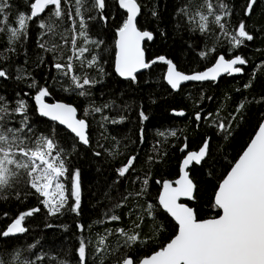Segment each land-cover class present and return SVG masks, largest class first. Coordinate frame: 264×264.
<instances>
[{
	"label": "trees",
	"instance_id": "trees-1",
	"mask_svg": "<svg viewBox=\"0 0 264 264\" xmlns=\"http://www.w3.org/2000/svg\"><path fill=\"white\" fill-rule=\"evenodd\" d=\"M31 2L33 0H10L9 26H15L17 15L27 12ZM139 2L143 7L137 18L138 27L154 33L153 40L144 42L146 61L164 56L172 60L178 70L190 73L211 65L220 54H225L226 58L240 55L248 61L243 66L244 71L235 76L223 75L217 82H190L181 85L177 91L165 82L167 64L160 61L136 74L135 81L119 77L114 70L115 39L126 14L119 9L116 0H107L103 12L95 9L87 12L82 8L89 39L103 41L99 47L91 43L83 44L82 38L77 41L78 46L83 44L92 49L91 53L85 54L87 59L92 54L100 57V64L92 69H81L79 62L74 61L77 75L87 72L98 81L92 86H85L90 95L82 97L78 95L80 89L74 88L70 76L52 66L57 62L55 56L62 54L66 58L71 54L70 45H63L61 38L66 35L70 39V32L66 29L71 27V21L66 15L63 20L57 21V34L49 33L43 39L41 36L45 30L38 27L39 20L30 21L27 37L14 45V52L9 51L12 46L8 43L7 31L0 32V68L7 69L9 73L7 78H0V97L10 102L11 108L16 106L17 99L25 100L33 133H54L60 146L68 151L66 163L69 174L61 180L67 188L69 204L74 203L70 197L71 172L79 169L81 180L79 214L65 209L61 214L50 216L40 203L43 197L30 187L28 177L23 173L11 188L0 191V229L20 213L41 208L40 212L26 218V233L0 238V259L5 264H24L37 255H45V260L36 264H55L52 257L77 264L81 238L91 242L87 249V264H101V261L103 264H116L117 259L123 258L129 251L139 250L142 257L159 249L177 230L174 220L158 204L161 184L164 180L176 178L185 152L198 149L205 140L209 141V156L205 162L189 168L197 191L195 199L187 203L198 211L202 219L216 214L212 207L217 186L264 118V0H257L253 13L247 17L243 14L246 0H223L230 5L232 12L226 17L228 30L235 32L243 19L246 29L254 35L252 41H245L236 49L230 47L228 37L217 25L210 24L209 30L201 33L180 12L187 6L194 13L202 0ZM91 3L92 0H86L85 7H90ZM62 6L65 12L71 9L74 13L75 0H68L66 5L62 0ZM153 10L157 13L155 17ZM41 16L47 19L46 14ZM88 16L94 19L88 20ZM102 17H107V20ZM45 42L49 46L55 43L62 47L56 53L45 51L39 47ZM202 51L208 53L207 58L199 55ZM100 66L103 73L98 71ZM33 79L40 86L49 88L51 95L45 98L47 102L62 101L77 108L78 116L86 119L89 125L88 145H83L66 128L39 114L34 99L37 89L30 87ZM246 84L251 86L246 88ZM241 103L245 106L237 111ZM104 105L109 107L104 108ZM95 107L103 110L94 112L92 109ZM86 108L91 112L88 116H84ZM141 111L148 117L147 120H142ZM179 111L185 114L177 115ZM197 112L201 115L199 121L195 119ZM105 116L109 119L105 120ZM120 117L124 119L120 121ZM21 119L13 113L7 117L6 126L16 127ZM112 119L119 122L111 123ZM220 122L228 126L227 131L220 130ZM173 131L175 136L171 135ZM185 144L187 149L181 151ZM97 152L99 156L95 154ZM130 157H136L134 165L129 173L120 177L117 169L125 166ZM145 178L149 181L147 186L143 183ZM145 188L146 194L136 195ZM117 204L122 206L116 207ZM148 204L156 206L155 220L146 211ZM5 213L8 215L5 216ZM112 214L119 215L120 220L111 221L109 217ZM139 218L143 219V224L137 231L144 242L138 241L127 249L125 238L115 230H131L133 222H139ZM79 225L84 226V231ZM157 225H163L162 230L156 231ZM108 232L112 234L107 237L106 251L97 254L98 239ZM33 244L35 248L29 250V245Z\"/></svg>",
	"mask_w": 264,
	"mask_h": 264
},
{
	"label": "snow or ice",
	"instance_id": "snow-or-ice-1",
	"mask_svg": "<svg viewBox=\"0 0 264 264\" xmlns=\"http://www.w3.org/2000/svg\"><path fill=\"white\" fill-rule=\"evenodd\" d=\"M68 0H63L67 4ZM119 9L125 10L127 15L122 20L117 29L118 39L116 40L115 71L125 78L136 80V74L142 69H148L157 61L167 64L166 81L172 89H180L182 82L188 81H216L222 74H239L244 71L237 65H246L248 61L235 55L232 58H226L225 54H220L212 67L204 71H193L191 74H185L177 70L176 64L164 56H159L151 61H146L145 50L142 46L145 40L151 41L154 33L149 30H141L138 27V16L141 14L143 5L139 0H116ZM257 0H246L243 14L250 16L254 11V5ZM86 0H75V11L69 9L65 12L62 6V0H33L28 6L27 12H20L15 21V26L8 25V12L12 5L10 0H0V32L7 31L8 43L12 47L9 51L14 52V45L19 43L22 38L28 35L29 22L39 20L38 27L44 29L41 39L44 35L52 33L57 34V21L67 19L71 21V27L66 29L70 32V39L62 35V44L70 45L71 53L66 58L63 55L55 56L57 60L52 66L61 71L70 79L75 89H80L78 95L84 97L90 95L85 90V86H92L98 81L91 78L87 72L82 75L76 74L74 61L79 62L81 69H92L100 64V57L92 54L90 59L85 57L86 53H91L92 49L83 46V44H94L99 47L103 44L100 40H90L88 36V25L82 8L91 12L93 9L103 12L107 7V0H92L90 7H85ZM51 6V7H50ZM47 10V12H46ZM180 12L187 18L188 22L195 25L201 33L209 30L210 24H215L228 37V42L232 49L239 48L245 41H252L254 35L246 29V23L240 20L235 32L228 30L226 17L232 15L230 5L223 0H202L196 11L190 12L188 7L180 9ZM41 14H46L47 19L42 18ZM152 15H157L153 10ZM76 18H79L78 20ZM107 20V17H102ZM211 18V20H210ZM88 20L94 19L88 16ZM83 39V44L78 46V39ZM39 47L45 51L56 53L62 45L40 43ZM214 51V49H213ZM207 58V52L199 54ZM5 59L7 57H4ZM65 59L66 62H58ZM103 73V67L98 68ZM9 75L7 69L0 68V78H7ZM20 78V77H18ZM246 84L245 87H250ZM30 87L37 89L34 97L38 105L39 114L42 117L50 118L60 125L66 126L68 130L83 145L89 144L87 129L89 127L86 119L77 118V108L68 103L56 102L48 103L45 98L51 95L48 87L40 86L33 79ZM68 91L69 89H65ZM211 99V98H209ZM10 102L4 97H0V191L11 188L14 181L22 173L28 177V184L43 199L40 203L50 216L61 214L67 209L79 214L81 211V180L80 171L76 169L71 172L70 197L74 203L69 204V195L66 194V186L61 182V178H67L69 168L67 166L68 151L61 147L56 140L55 134L35 135L30 127L27 115V102L23 99L15 101V107L9 106ZM241 103L237 108L240 111L244 108ZM104 108L109 105H104ZM101 107L92 109L94 112H101ZM17 114L22 119L16 127H7V117L11 114ZM88 108L84 110V116L90 115ZM183 116V111L176 112ZM142 120L148 117L143 111L140 112ZM105 120L109 117L105 116ZM124 117H120L122 121ZM195 119L201 120L199 112ZM119 121L112 119L111 123ZM218 127L221 131H227L228 126L220 122ZM172 136L176 132H171ZM187 149V144L181 149ZM209 141L205 140L198 151H188L182 161L181 175L179 179L173 181L164 180L162 182V191L158 196L160 208L174 219L177 230L169 242L162 245L158 250H154L149 255L140 256L139 250L129 251L123 255V258L117 259L116 264H264V122L258 126V131L248 143L246 149L239 155V158L231 165L227 174L222 177L214 193L212 211L216 214L209 218L202 219L198 216V211L185 203H181V198L188 200L195 199L194 193L197 191V184L189 175V167L193 163L196 165L206 161L209 156ZM97 156L99 152L95 153ZM136 157H130L127 164L117 169L118 175L124 177L133 167ZM147 186V178L143 181ZM161 183V181H156ZM147 189L137 192V196L146 194ZM19 199V194H17ZM127 199V197H124ZM117 204L116 207H121ZM41 211L40 207H35L20 213L13 218L11 223L3 229H0V238H9L18 234H24L28 231L25 226L27 217L33 216ZM147 213L156 219V206L148 204ZM5 216L8 214L5 213ZM111 221H119L120 216L110 215ZM143 219L139 222H133V228L126 230L118 228L115 231L124 237V246L131 249L138 241L144 242V238L137 229L141 228ZM51 227V225H48ZM84 231V226H78ZM163 225H157L155 230H162ZM108 232L100 236L95 249L96 253L106 251V241ZM91 242L80 239L77 249V264H87L88 246ZM35 244L29 245V250L35 248ZM19 258V253H17ZM55 264H70L66 259L57 257L51 258ZM45 255H37L33 260H26L24 264H36L37 261H44ZM0 264L5 262L0 259ZM101 264L103 262L101 261Z\"/></svg>",
	"mask_w": 264,
	"mask_h": 264
},
{
	"label": "water",
	"instance_id": "water-1",
	"mask_svg": "<svg viewBox=\"0 0 264 264\" xmlns=\"http://www.w3.org/2000/svg\"><path fill=\"white\" fill-rule=\"evenodd\" d=\"M123 11H125V10H123ZM125 14L127 15V13H126V11H125ZM126 18V17H125ZM118 39V36H117V31H116V39H115V55H114V70H115V56H116V51H117V49H116V40ZM145 41H147V40H145ZM143 47H144V43H143V45H142ZM218 58V57H217ZM232 58V57H231ZM145 59H146V53H145ZM215 62V61H214ZM214 62L211 64V65H209V66H207V67H205L204 69H202V70H199V71H204V70H206L208 67H212L213 66V64H214ZM238 67H241V66H243V65H237ZM145 69H142L140 72H142V71H144ZM178 70V69H177ZM180 71V70H179ZM140 72H138V73H140ZM115 73L119 76V77H121L116 71H115ZM137 73V74H138ZM166 73H167V67H166V70H165V73H164V80H165V82L167 83V81H166ZM185 74H191L192 72H190V73H186V72H184ZM239 74H241V73H239ZM239 74H232V75H239ZM223 75H226V74H224V73H222L218 78H217V80L216 81H212V82H217L218 81V79L221 77V76H223ZM228 76H232V75H229V74H227ZM121 78H123V79H126L125 77H121ZM190 82H199V81H188V82H182V84L181 85H184V84H187V83H190ZM204 82H207V81H204ZM167 85L171 88V86L167 83ZM172 89V88H171ZM173 91H177V90H174V89H172ZM47 102V101H46ZM56 102H62V101H54V102H48V103H56ZM62 103H65V102H62ZM68 104H70V103H68ZM72 105V104H71ZM74 106V105H73ZM75 107V106H74ZM44 118H46V119H48V120H50V118H47V117H44ZM77 118L78 119H84V118H81V117H79L78 116V112H77ZM50 121H52V120H50ZM53 122H55V123H57V124H59L58 122H56V121H53ZM261 122H264V118L261 120ZM260 122V123H261ZM259 123V124H260ZM60 125V124H59ZM60 126H62V127H64V128H66V126H64V125H60ZM259 126V125H258ZM67 129V128H66ZM68 130V129H67ZM68 131H70V130H68ZM258 131V127H257V129H256V131L254 132V134L252 135V137H251V139L254 137V135H255V133ZM74 135V134H73ZM78 139V138H77ZM250 139V140H251ZM250 140H249V142H250ZM248 142V143H249ZM248 143H247V145H248ZM247 145L245 146V148L243 149V151L246 149V147H247ZM202 146V145H201ZM200 148V147H199ZM199 148L198 149H196V150H190V151H198L199 150ZM242 151V152H243ZM188 152V151H187ZM187 152H185V154L183 155V157H182V159H181V161H180V164H179V174H178V176L176 177V178H174V179H172V180H168V181H175V180H177V179H179V176L181 175V167H182V161H183V159H184V157L187 155ZM242 152L240 153V155L242 154ZM238 158H239V156H238ZM237 158V159H238ZM193 164H195V163H193ZM192 164V165H193ZM192 165H190V167L192 166ZM189 167V168H190ZM230 170V169H229ZM188 171H189V169H188ZM227 174V173H226ZM189 175H190V173H189ZM191 178V177H190ZM162 191V184H161V187H160V190H159V193H158V196H159V194H160V192ZM213 199H214V197H213ZM157 201H158V197H157ZM187 201H191V200H188L187 198H181V203H185V204H187L188 206H190L188 203H187ZM159 204V203H158ZM191 207V206H190ZM168 215V214H167ZM169 217H170V215H168ZM171 218V217H170ZM171 219H173V218H171ZM174 220V219H173ZM175 222V221H174ZM10 224V223H9ZM173 237V236H172ZM169 241H167L166 243H168ZM165 243V244H166ZM164 244V245H165ZM158 250V249H157ZM152 253V252H151ZM151 253H149V254H151ZM148 254V255H149Z\"/></svg>",
	"mask_w": 264,
	"mask_h": 264
},
{
	"label": "flooded vegetation",
	"instance_id": "flooded-vegetation-1",
	"mask_svg": "<svg viewBox=\"0 0 264 264\" xmlns=\"http://www.w3.org/2000/svg\"><path fill=\"white\" fill-rule=\"evenodd\" d=\"M234 57V56H233ZM231 58V57H230ZM243 66H245V65H243ZM243 66H241L242 68H243ZM227 75V74H226ZM240 75V74H239ZM233 76V75H232ZM235 76V75H234Z\"/></svg>",
	"mask_w": 264,
	"mask_h": 264
},
{
	"label": "rangeland",
	"instance_id": "rangeland-1",
	"mask_svg": "<svg viewBox=\"0 0 264 264\" xmlns=\"http://www.w3.org/2000/svg\"><path fill=\"white\" fill-rule=\"evenodd\" d=\"M61 182L63 183V181L61 180ZM66 194H67V188H66Z\"/></svg>",
	"mask_w": 264,
	"mask_h": 264
}]
</instances>
